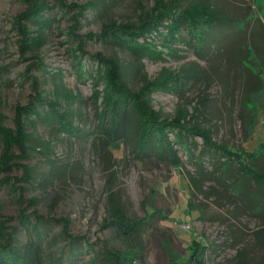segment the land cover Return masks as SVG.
<instances>
[{"label":"rangeland","instance_id":"374dc122","mask_svg":"<svg viewBox=\"0 0 264 264\" xmlns=\"http://www.w3.org/2000/svg\"><path fill=\"white\" fill-rule=\"evenodd\" d=\"M155 1L66 0L92 6L75 24L78 8L57 4L48 13L53 24L46 45L33 52L22 47V24L29 22L20 14L29 1L0 0V124L16 128L18 106L37 93L48 100L66 88L77 94L69 101L61 98L55 109L41 105L42 117L27 120L24 149L14 147L10 167L0 171L4 230L16 229L19 244L34 239L33 230L20 221L22 207L49 220L41 242L45 264L58 261L62 251L63 264H85L95 257V264H174L190 255L193 240L204 245L206 264H264V242L256 234L264 227V179L245 175L236 164L227 167L221 151L208 154L201 137H195L190 151L174 144L181 166L137 152L132 132L111 142L100 125L105 84L92 79L97 54L118 59L134 91L162 71L180 74V85L152 95L164 117L198 107L194 119L210 130L214 142L239 152L259 151L264 143V0H206L228 22L205 30L204 43L183 29L172 46L175 55L146 59L143 65L119 43L87 36L89 54L81 62L88 75L78 73L75 35L100 34L110 21L138 23ZM199 1L205 0H182V5ZM37 56L43 59L41 68L31 65ZM64 111L78 131L61 130L54 114ZM2 150L0 136V155ZM190 153L194 158H188ZM256 164L264 172V152ZM120 218L133 227L121 225ZM62 219L69 220V233L82 237L78 258L67 253L76 245L62 232Z\"/></svg>","mask_w":264,"mask_h":264},{"label":"trees","instance_id":"16d2710c","mask_svg":"<svg viewBox=\"0 0 264 264\" xmlns=\"http://www.w3.org/2000/svg\"><path fill=\"white\" fill-rule=\"evenodd\" d=\"M28 1V8L20 14L22 19H26L29 22V25L22 24V47L24 50L33 52L40 51L46 45L47 30L53 24V19L48 13L57 4L64 9L78 8V13L73 16L75 24L79 22L78 16L83 15L92 6L91 3L68 5L66 0H55L57 4L54 5H49L47 0ZM223 21L228 22L206 0L185 7L182 5V0H156L151 11L145 12L138 23L118 24L116 21H110L103 26L100 34L75 35L78 37V51L75 49L73 53V57H75L74 64L78 65V73L80 75H88L83 62H81V56L89 54L84 48V38L87 36L93 38L99 36L103 41L119 43L130 51L137 64L143 65V61L146 59L165 60L166 54L175 55L176 50L172 46L182 39L179 35L183 29H186L199 41H202L201 43H204L206 40L204 31L219 25ZM94 57L98 61V66L96 68L97 76L93 75L92 79H98L99 82L97 83L104 82L105 84L103 89L104 110L100 119L101 133L106 134L111 142H118L127 138L128 133L132 132L137 152L147 156L153 153L161 161L181 166L183 161L174 144L190 151V144H196L195 137H201L204 144L208 147L206 149H209L207 151L208 154L217 155L216 151H221L218 155L224 157L223 163L227 164V167L236 164L238 169L245 175H250L259 180L264 179V172L260 171L256 164L264 152V143L259 151L256 152L232 150L214 142L210 135V130L196 122L194 118L199 111L198 107L195 108L194 112L179 109L172 118L164 117L162 112L154 107L152 98L154 91L158 89L172 91L174 86L182 83L183 77L180 74L162 71V74L155 79L145 78L143 85L134 91L125 82L121 63L118 59L107 58L102 54L94 55ZM42 64L43 59L37 56V62L31 65L41 68ZM43 70L48 71L45 68ZM52 73L59 76L63 75L61 71ZM99 93V91H95L97 96ZM54 95L55 100H48L43 98L40 93H37L27 105H19V117L16 128L0 124V136L3 139L0 171L10 167L14 147H18L21 150L24 149V142L29 139L26 130L27 120H30L32 115L38 118L42 117L39 109L41 105L48 104L52 109H55L57 105H62L59 102L61 98L68 101L77 98V94L74 95L73 91L67 88L62 92H54ZM200 101L204 104V99ZM1 106L2 99L0 97V115L2 114ZM54 116H56L61 130L68 133L79 130L74 125L73 119L69 118L65 111L57 112ZM45 117L52 120L53 114L48 113ZM171 135H173V138H171ZM193 155L190 153L188 158H194ZM201 159L202 156H199L198 160L200 161ZM249 162L253 166H250ZM19 198L21 200L24 199L21 194ZM30 201L33 203L32 200ZM20 221L27 229L33 230L34 239L19 244L15 235L17 230L14 228L11 231L4 230V224L0 220V264H45L41 242L44 237L43 232L46 229V222L49 220L36 210L26 214L25 208L22 207L20 209ZM118 221L124 227H133L132 224L124 221L123 218ZM62 222V232L68 236L71 245L75 244L77 246L75 248L74 246L71 247L67 253L71 257L78 258L81 254L78 245L82 237L68 232V219H62ZM143 222H145V219L140 220L137 226L143 224ZM256 234L264 242V227L258 229ZM192 245L194 247L191 248L190 255L185 259H177L174 264H206L203 256L204 245L198 240H193ZM88 246L91 247L92 244H88ZM63 254L64 252L62 251L58 261H54L53 264H63ZM95 262L96 257L85 264H95ZM241 264L248 263L242 261Z\"/></svg>","mask_w":264,"mask_h":264}]
</instances>
